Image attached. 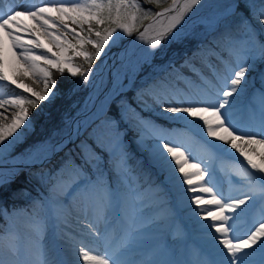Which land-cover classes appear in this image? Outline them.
I'll use <instances>...</instances> for the list:
<instances>
[{
  "label": "snow or ice",
  "instance_id": "obj_1",
  "mask_svg": "<svg viewBox=\"0 0 264 264\" xmlns=\"http://www.w3.org/2000/svg\"><path fill=\"white\" fill-rule=\"evenodd\" d=\"M55 7H36L35 10L18 11L14 7H9L7 11L0 9V81H7L9 77L3 71V56H2V40L8 38L11 40V46L14 50V56L18 61L26 65V72H32L36 75L37 62L43 61L45 65H51L63 74L64 67L61 63L69 65L68 73L75 77L82 76L83 82H89V76L92 70L88 73L82 72L79 66H72V57H68L63 62L60 56H63L67 48H71L75 57H83L86 61L91 62V53L84 50L82 47L77 48L76 45L59 43L60 36L53 35L51 29L48 27L50 20L53 27L68 30V25L63 23L65 16L68 13H73V16L68 17L73 24H78L81 29L84 25H88V38L84 39L75 33V29L64 31L61 34H75L81 45L87 43L92 45L95 49V56L99 58L105 51V46H111L121 36L127 34L131 36L134 25L124 22V18L129 17L133 22L137 19V12L143 11L146 19L149 14L155 18H162L169 12L176 11L177 14L172 17V22L169 27L160 33V38L153 40L148 54L154 56L155 50L161 46V41L166 43L178 41L184 35L181 31L172 32V29L184 19V16L191 12L196 5L201 4V0H183V4H178L177 0H173V7L164 9L160 12L153 13L152 9L142 8V3H150L159 5L160 0H117L113 5L112 0H55ZM249 8H254L255 5L248 4ZM239 5H232L228 11L219 14L211 22L210 26L215 30L218 27L228 29L231 25L227 20L228 16L234 15ZM125 11L121 12V9ZM178 9V11H177ZM60 13L59 23L52 18L46 17L47 12ZM115 13V15H113ZM255 16V12H253ZM31 18L36 21L39 28L42 29L43 35L48 38L49 42L54 44L59 50V53H52L50 58L47 54L37 55L34 49H40L43 45L39 42L38 37L30 41L33 47H28L24 44V35L20 33H27L30 30L21 27L20 17ZM258 23L264 26V6L259 12ZM240 26L244 28V35L249 49L245 50V59L238 60L235 67H226L225 74L217 78L218 83L215 91L206 99L198 102L185 100L177 101L175 104L169 103L163 109L165 113L173 114L174 119L184 120L188 123L197 124V126L206 129L207 137L213 138V143L208 146L213 149H220L223 151H230L232 149L240 153L247 160V166L241 165L242 174L246 178L245 189L237 194L225 195L216 187L214 183V176L207 165H202V162L193 163L190 160V153L184 150L182 145H173L167 140L163 144L157 143L151 151V160L156 167L166 174V179L171 184L180 186L182 193H192L189 197L185 195L189 206L195 205L192 209L197 221H205L199 224L203 234L210 241L213 249V259H197L191 264H264V212L258 218L249 217V212L259 199L264 201V152L259 153L261 156V163H254L251 156L248 155L247 148L252 145H259L264 148V122L261 124L260 131L257 132L249 127L242 126L238 122H234L233 112L236 110L242 94L245 92V85L247 84L246 73L250 71L254 58L264 60V40H257L254 36L251 26L247 18L239 21ZM105 24H114L113 28H104L103 33L97 30L94 26H102ZM119 30V31H118ZM144 31H147L145 29ZM97 39H92V35ZM114 33L116 34L114 36ZM144 32L140 33L139 38L142 39ZM111 42V43H110ZM257 43L259 48H257ZM258 51L259 56L253 57L247 55V52ZM49 51H51L49 49ZM119 66L115 69L112 75V90L109 95H105L99 101V107H96L93 102V109L88 110L85 105L84 118L73 121L75 130L73 135L79 136L81 132H86L92 144L81 142L80 152L82 157V164H76L71 158L66 160L64 164L56 170L55 173L39 174V179L44 182L54 178H62L65 167H72L75 170L77 179L83 181L85 171L95 166L99 170L102 162L100 152L106 151L103 147L105 141L113 134L118 135L117 126L123 120L128 110L135 112L130 105L121 102L119 118L110 116V106L117 97H120L123 90L128 85H134L140 72L143 70L144 64L148 61L146 58H140L133 54V52H121L119 56ZM238 69V70H237ZM195 71V69H193ZM44 73V91H33L23 82L19 83L17 87L24 88L25 91L30 92L35 99L25 98L20 96H10L8 99L0 97V109L5 111L0 112V116H8V109L15 106L19 111L10 115L11 124L7 127H0V186L10 182V176H5V166L12 163L15 159L10 156V149L19 138L30 130L31 118L29 116V109L24 105L27 104L32 108H37L41 101H51L55 97L56 81L49 80L50 73L41 69ZM20 76L16 80H11L12 84H16ZM39 79V77H37ZM114 93V94H113ZM138 99L142 93L138 92ZM162 103L163 101H157ZM147 107V106H145ZM189 117L192 118L189 121ZM137 124H146L143 118L136 120ZM154 136L157 139H163V130L158 126L152 124ZM21 129L20 132L17 130ZM16 134L13 136V134ZM59 132H53L52 137L45 139L34 145L28 152L26 160L27 166H43L51 156L61 151L67 142L72 140V135L65 132L66 140L60 143H55L53 138L59 135ZM8 137H12L11 140ZM215 141H219L216 144ZM230 145V148L228 146ZM255 152V149H252ZM127 157L125 156L124 162ZM19 169L13 164L9 173H15ZM127 171V170H126ZM239 174V173H238ZM207 178V179H206ZM184 185H187L185 188ZM83 187L85 194L94 193L97 189L103 188L99 182L83 181L78 184L75 180L68 184L71 189L69 194L78 192ZM135 192L133 186L128 187V195L132 196ZM111 196L105 195L101 203L94 208L93 219L87 225L86 237L105 240V250L101 252L94 245H90L88 240L82 237L79 241H75L72 245V257L68 262L56 259H50L46 251L41 247L40 258L38 264H156L151 260H136L132 258V254L136 251L139 244V237L141 232L140 226H133L136 224V216L128 218L129 229L125 230L119 236L118 246L112 250L109 247V237L112 235L111 225L105 215L107 208L111 206ZM245 221L244 227L240 222ZM101 225H104V230L101 231ZM259 255L260 260L257 261L255 257ZM0 264L4 261L0 259Z\"/></svg>",
  "mask_w": 264,
  "mask_h": 264
},
{
  "label": "rangeland",
  "instance_id": "obj_2",
  "mask_svg": "<svg viewBox=\"0 0 264 264\" xmlns=\"http://www.w3.org/2000/svg\"><path fill=\"white\" fill-rule=\"evenodd\" d=\"M104 2L107 3V0H104ZM177 2L178 4H183V0H177ZM253 4H255V7L252 8L251 14L249 16L252 22L249 20V18L243 15L242 18H247L255 38L257 40H261L256 37L260 31L262 39L264 40V26H261V24L258 23L257 19L259 17L260 9L262 6H264V3L255 2ZM43 5L48 7L56 6L55 3H44ZM159 5V11L157 12L173 7V0H160ZM228 9L225 12H227ZM237 11L238 8L236 9L235 13H237ZM253 12H255V16L253 15ZM50 15L56 18L60 17V13L55 11L50 12ZM73 15V13H68L65 16L63 21L68 25V30L64 31L70 32V30L75 29V33H78L79 37L87 39L89 35L87 32L88 25H84V28L81 29L78 24H73L72 21L68 18ZM170 15H173V13L169 12L164 16V18L166 19ZM150 17H152L150 20L151 22L155 17L153 15H151ZM215 17L217 16L205 14L193 18L192 20L181 21L178 26L172 29V32H176L178 30L181 31L184 35L180 40H185L188 37L194 38V41H197L196 46L198 47V50H196V52H199V48H203V38L205 36V32H210L211 30H213L210 26V22ZM158 19L162 20V18H157L156 20ZM124 22L131 24L132 20L131 18H124ZM148 24L143 29V32H146L144 30L147 29ZM201 24L204 26V29H200ZM94 27H96L97 30H100L102 26ZM113 27H115L114 24H109L108 28L110 29ZM235 29H233L231 32H226L224 36V42H227L228 46L223 52L222 56L218 55V57L212 59V61H207L206 59L200 58L196 55L193 56L184 51L181 53L178 52V50H173L170 52L167 46L169 44L171 45L173 41L171 43H166L164 40L161 41V46L155 50L154 56L146 54L143 57L148 61L146 65H149L150 63L151 64L146 68L144 74H142L140 77H137L134 85H128L125 88L127 89L128 87H137L135 99L132 102H129L130 104L128 102H124L126 105H130L132 109H135V112H132L131 110L127 111L125 118L121 120L119 125L117 126L118 135L113 134L105 141L106 143H104L103 145L104 148H106L108 145L109 155L113 156V175H111L113 182L110 180V178L99 180V182L103 185V188H99L96 191H103L111 196V207L117 213L118 227H127L126 225L128 224V218L131 216H136V218L140 217L147 221L146 224L141 226V229H147L150 235L146 236L141 246L145 248L160 240V245H158L157 247V254L159 256L164 255L167 264L182 263L181 259L186 244L190 243L193 245H197L198 247L199 238L196 237V232H199L197 231L199 230V223L196 226L186 227L185 214L183 211L178 210V205L188 202V200L185 199V195L190 197L192 193L189 192L184 194L181 192L179 185L169 183V181L165 177V173L160 171V169L154 165L149 155L144 154L145 143L143 142V139L140 135L143 128L140 125H137L136 120L138 118H143L144 121L150 122L148 124H155L159 127V129L163 130V133L167 135L169 140H172L173 138L182 139L184 141L182 146L184 150L190 153V159L193 155H199L203 165H207L212 173H215L219 176V173H221V176L226 183L230 184V186H232L233 188H237V192L243 191L246 186V178L242 174L241 165L247 166V160L234 149L230 151H223L220 149L210 148L208 145L213 143V138L207 137L206 129H203L194 123H188L184 120L174 119L173 114L165 113L163 111V109L166 108L168 104L164 102H157L158 100L162 101V99H164L163 97L167 94L173 93L176 95L177 89L180 84L182 82L187 84L186 79H189V81L193 83L196 88L203 87L202 95L205 99L210 96L215 91L214 86H216L218 83L217 78L225 74L226 67H235L238 60L247 58L245 50L249 49V45L246 42L244 29ZM165 30L166 29L151 33L152 29H147V34H144L142 39H138H145V35H155L157 39H159L160 33H163ZM115 35L116 34L114 33V36ZM64 39H66L68 43L76 45L78 49L82 47L84 50H86L87 43L81 45L78 39L75 37V34L64 35ZM118 40L119 39H117L116 41ZM40 43L43 45V47L40 49H34L36 50L35 54L40 55L45 53L48 55L49 52L46 50V45L43 42ZM138 48V45H134V55H136ZM257 48H259L258 43ZM67 53L68 55H70V57H72V66H79L80 69H82L81 71L85 73H88L89 69H91L92 73L89 76V82L85 83L87 89L83 100L71 115H66L64 117V125L62 129L58 131L60 134L53 138L54 142L58 141L65 135V132L69 130L76 113L79 112L80 109L84 108L85 102L88 103V100L86 99L95 93V83L103 70L102 66L99 65L100 63L93 64L88 68L83 67L81 62H79L77 57H75L74 52L71 48H67ZM165 53L167 54L163 60L152 62L153 57H161ZM247 55L258 57L259 52L249 50L247 52ZM170 62L172 64V67L176 70L174 79L170 84L162 85L158 89H154L151 86H146L143 84V86L139 85L140 83L144 82L147 77L154 74L156 71H160L166 63ZM37 63L41 66L42 69L48 72L51 68H55L51 65H45L42 60L38 61ZM60 66L64 67L67 71L69 65L61 63ZM219 67H222V69H219L221 73L217 72V69ZM196 68H199L200 72L196 73L193 70ZM4 70L5 69L3 68V71ZM169 71L170 70H167V72ZM201 73H203V76L201 75ZM43 79L44 74L40 77V82ZM48 79L52 80L50 75ZM246 79L247 84L244 86L245 92L242 94L240 102L236 110L233 112V119L234 122H238L242 126L249 125L253 129L259 131L262 122H264V60L258 58L253 59L252 67L250 71L246 73ZM10 85L15 86L21 91H25L24 88L17 87L18 84H12L11 80L3 81V83L0 84V88L2 90V94L5 96V99H8L10 96H20L19 92L10 90ZM181 87L183 88V86ZM138 92L142 93L139 99L137 95ZM191 92L192 94H190V96L185 95V98L191 100L193 99V97H197L196 92ZM146 93H152L156 97V101H152L145 97ZM174 97L178 98L180 96L177 94ZM2 110L5 111V109ZM17 111H19V108H16L15 106L9 108V115L6 116L3 121L11 123L12 121L10 115L14 114ZM149 114H159L165 117L166 120L175 122V124H166L159 122L151 118ZM115 118L118 119L119 115ZM188 119L189 121L192 120L191 117H189ZM17 131L20 132L21 129H18ZM15 135L16 134L14 133L13 136ZM147 136V144L152 145L154 143H159L162 145L164 142L163 139H157L155 136ZM8 139L11 140L12 137H8ZM215 143L219 144L220 142L215 141ZM122 144L129 145L131 147V150L135 152L137 156V160L135 162L130 161L128 154L122 148ZM33 146L15 153V151L19 147L17 148V146L13 145L9 150L10 156L14 158H26L29 150ZM228 148H230V145L228 146ZM251 149H255V152L247 150L248 155L251 156L254 163L260 164L261 161L256 155L264 152V148L259 145H252ZM55 154H57V152L53 155L55 156ZM53 155L51 156L50 160L54 158ZM125 156L127 157L126 162H124ZM50 160H48L46 163H48ZM66 160H68V158H64L59 163V166H57L53 171H48V173H55L56 170L61 168ZM10 164L5 166L6 178L18 173L22 169L39 167V165L27 166L28 163H24L18 166L19 170L17 172L9 173L8 169L12 168ZM137 165L142 166L143 172L147 173V175L144 176L145 179L144 177H140L138 172L135 170ZM73 180H75L78 184L83 183V181H98L88 178V175L86 173L84 174L83 181L79 180L77 179L75 170L72 167H65L62 178H54L52 180H48L50 185L45 191V195H41V193H38L42 197L41 210L43 214L41 218L33 217L25 210V208L21 207L20 205L16 206L9 204L7 206L0 207V258L3 259V257L5 256L7 257V259H11L12 262H9L7 264H19L12 258L13 253L10 248L18 245V239L14 238V234L12 232V228L14 226V223L16 222V217L18 215L25 216L31 222L35 223L34 225L36 226L35 228H26L23 230V232L21 233L22 238L19 237L21 238V242L29 246L30 248L43 247V240L47 236L48 231L43 223L47 221V216L49 215L50 211L58 206L56 204L57 199L64 202L67 198V195H70L69 193L71 192V189L68 188V184ZM59 182L62 183V188H60L59 191H56L55 188L57 183ZM129 186H133L135 188V192L132 196L128 195ZM184 187L186 188L187 185H184ZM76 193H84L83 187H81L78 192L72 194ZM254 206H260L262 208L260 210V213L264 212V201L258 199L255 202ZM253 213L254 210L251 208L249 217ZM154 219L156 220L152 221ZM202 223H205V221H203ZM80 224L82 225V231H78L77 234L82 235L85 238V234L88 230V222L82 220L80 221ZM240 224L241 226H243L244 221H241ZM41 234H43V236H41ZM86 239L89 241L96 240L95 238L89 237H86ZM60 242H62V240L57 241V243ZM177 244H180V246L177 247ZM27 258L29 261H31L32 264H34L33 262L39 260H37L33 254H28ZM68 259L70 260V258ZM61 260L66 262L67 258L61 256Z\"/></svg>",
  "mask_w": 264,
  "mask_h": 264
},
{
  "label": "bare ground",
  "instance_id": "obj_3",
  "mask_svg": "<svg viewBox=\"0 0 264 264\" xmlns=\"http://www.w3.org/2000/svg\"><path fill=\"white\" fill-rule=\"evenodd\" d=\"M232 0H201V4L196 5L193 10L189 13H187L184 16V19L182 21H188L192 20L193 18H196L200 15L210 14L212 16H215L220 10L229 7ZM44 3H55V0H0V9H3L4 11H7L9 7H14L15 10L18 11H25V10H35L36 7H44ZM56 4V3H55ZM175 16L176 13H173ZM46 17L52 18L53 20H56L57 23H59V19L51 16L50 12L45 13ZM169 17L167 19L162 20H156L157 18H153L152 21L148 24L147 29L151 30V33L153 32H159L161 30L167 29L172 22V17ZM21 21V27L25 29H29L30 31L27 33H20L21 35H24V44L28 47H33L30 43L32 39H35L38 37L39 42H43L46 45V50L49 52V56L52 57V53H59V50L55 47L54 44L50 43L48 38L43 35L42 29L37 30L39 28L36 21L32 20L31 18L26 17H20ZM64 23V21H63ZM65 24V23H64ZM177 24L176 26H178ZM48 27L51 29L53 35L60 36L59 43H65L66 39H64V35L61 33L64 31L62 27L57 28L53 27L52 22L50 20V23ZM147 32V31H146ZM144 32V34H147ZM0 37H2V34H0ZM157 37L154 35H145V39L139 40L136 39V42H134L129 47H126L123 52L134 51V45H138V51L135 56L143 58L146 54H148V49H150L151 44L153 40H156ZM49 49L51 51H49ZM36 53V50H34ZM14 50L11 46V40L8 38H3L2 40V56H3V64H4V71L9 77V80H16L17 76H20V79L17 80V84L23 82L26 84L29 88H32L33 91H44V83L43 80L40 82V77L44 74L41 71V66L38 64V67L36 68L35 72L36 75H33L32 72H27V75H24L26 72V65L23 64V62L18 61L16 56H14ZM45 54V53H43ZM119 56L120 53L115 52L112 53L105 61L104 68L101 72V75L98 77L96 83H95V93L89 97V104L87 108L91 105V103L96 100L99 96L103 95H109V93L112 90V75L115 71V69L119 66ZM70 55H68L67 50L64 53L63 56H60V60L63 62L66 60ZM219 69H222V67H219L217 69L218 73H221ZM195 72H200L199 68L195 69ZM224 73V72H223ZM203 76V73H201ZM200 75V76H201ZM39 77V79H37ZM187 84L182 82L180 86L177 89V93L180 97L176 98L175 94H167L164 96L162 101L166 104L169 103H176L177 101H185L190 100L185 98V95L192 94L191 91H194L197 93V97H193L191 101L198 102L200 100L205 99L202 95L203 93V87L202 88H196L193 83L189 81V79H186ZM3 81H0V84H2ZM183 86V88L181 87ZM0 97L5 99V96L2 94V90L0 88ZM145 97L152 101H156V97L152 93H146ZM7 98V97H6ZM103 99V98H102ZM171 101V102H170ZM87 104V102H85ZM3 110L0 109V112ZM6 118V116H0V127H7L11 123L4 122L3 120ZM140 125L143 129L141 130V138L143 139V142L145 143L144 146V154L149 155L151 157V151L154 148V146L157 143L154 144H147L146 138L147 135L154 136V131L152 125L146 123V124H137ZM246 127H249L253 129L249 125H243ZM255 130V129H253ZM259 132L258 130H255ZM74 131L68 134H72ZM65 138H67L65 136ZM167 140L173 145H183L184 141L180 138H173L172 140H169L167 135L163 133V141ZM248 151H252L251 146H248L246 149ZM257 154V153H256ZM260 161L261 156L256 155ZM191 162H202L200 160L199 155H193L191 157ZM262 162V161H261ZM24 163H28L26 158H15L10 166L12 167L13 164H15L17 167L19 165H22ZM203 165V163H202ZM161 171V170H160ZM214 175V183L216 184V187L221 190L226 196L229 194H237V188H233L230 186V184L226 183L223 179V177L213 173ZM166 177V174H165ZM62 188V183H57L55 190L59 191V189ZM107 193L103 191H95L94 193L85 194V193H76V194H70L67 195V198L64 202L59 201L57 199L56 204L58 205L55 209L51 210L49 215L47 216V221L43 223V225L46 227L47 236L43 240V248L47 253V256L50 259H56L61 260V256H64V258H67V261L71 260L72 257V245L75 241H79L81 237L77 234L78 231H82L80 224V221L85 220L89 223L93 219V212L94 208L98 206L101 201L105 198V195ZM108 195V194H107ZM180 211H183L186 217V227L189 226H196L198 223L202 224L203 221H197L196 216L194 215L192 209H194L196 206L191 205L189 206V202H185L183 204L178 205ZM252 209L254 210V213L251 214V218H258L261 213L260 210L262 209L260 206H253ZM251 211V210H250ZM105 215L108 218L109 224L111 225V231L112 235L109 237V247L114 250L118 244H119V236L127 229H129V224L125 226L118 227L117 225V213L112 209L110 206L106 209ZM147 221L142 218H137L136 224L133 226H142L146 224ZM35 223L31 222L29 219H27L25 216L18 215L16 217V222L14 223V226L12 228V232L14 234V238L18 239V245L15 247H10L11 251L13 253V259L17 261L19 264H32L31 261L28 260L27 255L33 254L36 259L38 260L40 258V252L41 247L36 248H30L29 246L25 245L21 242V236L22 232L26 228H35ZM246 226L245 221L242 227ZM101 231L104 230V225H101ZM142 228V227H141ZM199 232H196V237L199 238V244L197 245L193 244H186L184 247V252L181 259V264H191V262L197 260V259H207L211 260L213 259L214 252L210 245V241L208 238L203 234L200 227ZM84 232V231H83ZM87 233V232H86ZM46 235V234H45ZM150 233L147 229L143 228L140 232L139 237V244L136 249V251L132 254V258L136 260H151L156 262V264H167L164 258V255L159 256L157 254V247L160 245V240L157 242H154L148 247H142L141 244L145 240L146 236H149ZM43 236V234H41ZM21 237V238H19ZM86 238V236H85ZM88 238V237H87ZM90 238V237H89ZM56 241H55V240ZM58 240H62V242L57 243ZM88 243L90 245H94L97 247V249L101 252V254L105 250V240L96 239L94 241H89ZM192 243V242H191ZM180 244H177V247H179ZM17 258V260H16ZM70 258V260L68 259ZM2 259V258H0ZM257 261L260 260L259 255L255 257ZM4 261V264L11 263V259H7V257H3L2 259ZM36 262H33L34 264H38Z\"/></svg>",
  "mask_w": 264,
  "mask_h": 264
},
{
  "label": "trees",
  "instance_id": "obj_4",
  "mask_svg": "<svg viewBox=\"0 0 264 264\" xmlns=\"http://www.w3.org/2000/svg\"><path fill=\"white\" fill-rule=\"evenodd\" d=\"M112 2L113 5H115L117 3V0H112ZM255 2L264 3V0H240L237 13L227 18L231 26L228 29L218 27L215 30L212 28L213 30H211L210 32L206 31L203 38V48H199V52H196V50H198V47L196 46L197 42L194 41V38L189 37L185 40L173 41L171 45L169 44L167 46L168 50L170 52L173 50H178V52L180 53L184 51L188 54H191L193 56L196 55L206 60H210L209 53H212L214 57H217L221 54V50H225L228 46L227 42H224V36L226 32H231L235 28L242 30L244 29L240 26L239 21L243 19L242 15L249 18L252 8H249L247 5L253 4ZM142 8L152 9L154 13L158 7L154 4L142 3ZM124 11L125 10L122 8V14ZM113 15L115 14L113 13ZM136 15V21L131 22V24L134 25L132 34L151 14H149L146 19L144 18L145 13L143 11L137 12ZM126 18L130 19V16ZM200 26V29H204L202 25ZM108 27L109 24L102 25L100 31L103 33L104 28ZM127 37L129 36L125 34L121 36L116 43L111 44L110 47L105 46V51L99 58L95 56L96 49L92 45L87 44L86 51L91 53V62L86 61L83 57H77V59L85 68H88L93 64H98L105 52L119 45ZM256 37L263 40L260 32ZM92 38H94V40L97 39L94 33L92 35ZM166 54L167 53H165L161 57H153L152 62L163 60ZM145 65L146 64H144L143 70L140 72L138 77L144 74L146 68L149 66ZM167 70L170 71L167 72ZM175 72L176 71L175 69H173L172 65L170 63H166L160 71H156L154 74L150 75L143 85L158 89L162 85L169 84L173 80ZM50 75L51 79L56 81L55 97L51 101L39 102L37 108H32L31 106L25 104V107H28L29 109V116L32 121L31 128L29 131L24 133L16 143H14L15 146L18 145L19 147L16 152L22 151L25 148L31 147L51 137L54 131L58 132L59 130H61L64 125V117L66 115H71L83 100L87 86L85 82H83V79L80 75L73 77L66 70L63 74H61L57 70V68H51ZM10 90L19 91L14 86H10ZM136 91L137 89L135 87H129L124 90L122 95L120 97H117L111 104L110 112L108 114L112 117H117L120 111L119 106L121 105V102L133 101ZM22 93L23 97L25 98L35 99V97L27 92ZM152 118L158 119L159 121H164V119L154 115L152 116ZM82 141L88 144H92V141L88 138L87 133L83 132L76 140L65 146L54 156V158H52L42 167L39 166L33 168H25L18 173L11 175L10 182L5 183L3 186H0V207L7 206L9 204L16 206L20 205L21 207L25 208V210L33 217L40 218L42 215V197L40 194H38V191L45 192L49 186V181L46 180L42 182L39 179V174L41 172L48 173L49 170H53L56 165H58L64 158H71L77 164H82L83 161L80 152V144ZM122 148L128 154L131 162H135L137 160L135 152L131 150V147L129 145L122 144ZM105 149L106 151L102 153L99 149H97V153L100 154L102 158L99 170H97L95 166H91L85 171L90 178L100 180L104 178H110V176L113 175V156L109 155L108 145ZM135 170L142 178L147 175V173L143 172V167L140 165H137Z\"/></svg>",
  "mask_w": 264,
  "mask_h": 264
},
{
  "label": "water",
  "instance_id": "obj_5",
  "mask_svg": "<svg viewBox=\"0 0 264 264\" xmlns=\"http://www.w3.org/2000/svg\"><path fill=\"white\" fill-rule=\"evenodd\" d=\"M178 11V10H177ZM172 13H176L177 14V12L176 11H174V12H172ZM174 15V14H173ZM173 15H170L169 17H171V16H173ZM168 17V18H169ZM162 19H165L164 17H162ZM167 19V18H166ZM151 19H149L146 23H144L143 25H142V27L138 30V31H136L131 37H129V38H127L119 47H117V48H114L113 50H111L110 52H109V54H107L106 55V57H109L112 53H115V52H118V53H120L121 54V52H123L124 50H125V48L126 47H129L130 45H132L133 44V42L140 36V33L142 32V30H143V28L149 23V21H150ZM105 57V58H106ZM103 66H104V62H103ZM103 68V67H102ZM110 94V93H109ZM102 98H104V96L103 95H101V96H99L96 100H94L93 102H95V104H96V107H99V101L100 100H102ZM86 100H88V103L86 104H84V108H82L79 112H77L76 113V115H75V117H74V119H73V121H75V120H77V119H83L84 118V112H85V105H87L88 106V104H89V102H90V100H89V97L86 99ZM93 102L91 103V105L88 107V110H94L93 109ZM73 121H72V124L70 125V128H69V130L67 131V133H71L72 131H74L75 130V124L73 123ZM74 133V132H73ZM73 133L71 134L72 135V140H74L77 136H75V135H73ZM67 138H65V135L63 136V137H61V139H59L57 142H55V143H60L61 141H64V140H66ZM71 140V141H72ZM71 141H69V142H71ZM69 142H67V143H69ZM66 143V144H67Z\"/></svg>",
  "mask_w": 264,
  "mask_h": 264
}]
</instances>
